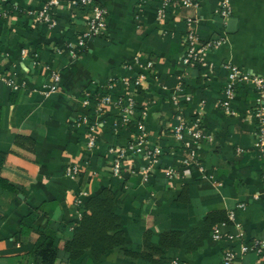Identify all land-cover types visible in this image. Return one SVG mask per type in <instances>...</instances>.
Instances as JSON below:
<instances>
[{"label": "crops", "instance_id": "1", "mask_svg": "<svg viewBox=\"0 0 264 264\" xmlns=\"http://www.w3.org/2000/svg\"><path fill=\"white\" fill-rule=\"evenodd\" d=\"M49 1L0 0V150H17L7 169L21 186L16 195L0 190V264H35L29 238L17 234L24 217L36 210V231L49 226L63 247L72 231L67 225L78 216L75 199L84 203L103 187L116 194L126 234L124 248L98 263L88 255L70 259L61 249L56 264H150L125 253L143 249L148 227L182 231L178 246L166 253L171 263L223 264L225 251L233 249L236 264H264L257 251L241 250L242 244L264 240V159L255 146L254 84H239L235 114L216 105L227 80L225 64L264 77V0H231L227 20L218 15V0H196L198 5L174 7L163 22L156 20L158 0H92L108 8L106 31L90 38L76 59L70 57L67 43L86 31L91 6L57 0L58 25L46 28L38 12ZM189 16L199 20L204 39L222 38L223 43L205 52L200 63L184 66L183 36ZM149 61L153 67L144 69ZM52 70L60 81L58 90L49 92ZM138 74L146 76L144 85L127 91H135L137 115L147 128L144 151L158 148L159 159L154 164L145 152L132 154L118 179L111 174L108 148L128 146L134 125L116 133L111 122L117 110L108 109L103 118L90 115L97 122V143L89 150L86 130L75 127V122L89 114L82 104L85 92L107 90L112 77ZM6 77L14 78L20 89L9 86ZM173 94L179 96V105ZM179 111L188 120L200 113L201 128L211 136L196 145L204 171L183 162L184 143L172 133ZM18 134L34 138L35 149L16 148ZM68 162L81 167L75 177L66 173ZM150 165L145 181L141 174ZM169 167L174 169L172 177L164 173ZM240 203L245 207L238 210ZM231 209H237L241 226L229 218ZM216 225L225 233L244 235L215 241Z\"/></svg>", "mask_w": 264, "mask_h": 264}, {"label": "built area", "instance_id": "2", "mask_svg": "<svg viewBox=\"0 0 264 264\" xmlns=\"http://www.w3.org/2000/svg\"><path fill=\"white\" fill-rule=\"evenodd\" d=\"M72 5H90L91 16L87 22V29L84 31L77 40L67 43V48L71 58L76 59L82 56L83 51L86 48L87 41L97 35H102L106 31L108 8L103 5L94 4L92 0H72ZM56 4L57 0L49 1L41 11L38 12V19L46 24L48 28H54L58 25V19L56 17ZM178 5L192 6L198 5L196 0H161L160 5L156 8V20L163 22L169 15V10L177 7ZM218 15L227 20L232 15V3L231 0H218ZM199 20L191 16L186 18V32L183 36V42L185 45V52L183 55V65L192 66L202 61L205 52L212 48H216L223 43L222 38H209L204 39L198 28ZM227 69V80L223 89V95L216 102V105L228 114H235L236 111L233 107V103L238 96L239 84L242 82H252L255 86L256 100L258 102L257 107L254 110V115L257 121V128L255 132L256 136V149L259 151L260 156L264 159V77L259 75H253L244 72L241 67L233 63H227L224 65ZM153 67V62L149 61L144 66V69H150ZM1 75V74H0ZM51 77L53 82L48 85V91L54 92L58 90V82L60 81V75L56 71L52 70ZM146 76L144 74H138L135 78L130 76H115L109 79L107 83V93L97 99L95 103H92V91L85 92L82 98L83 106L88 110L89 114L80 116L76 122V127H86V148L89 150L94 149L96 146V129L97 122L92 120L90 115H97L103 118L108 109L117 110V115L111 122L114 132H119L124 129H129L134 125V134L132 140L126 147H119L114 144L108 148V153L111 156V174L121 179L123 177L124 162L130 158L132 154L145 152V156L152 163H158V148L145 150L147 142V128L144 120L137 115V101L134 97V92H128L127 89L131 87L139 88L144 85ZM6 82L14 90H19L21 85L16 82L12 77H6ZM121 84V87L118 86ZM181 88V85H178ZM136 94V93H135ZM191 99L190 96L186 97V101ZM172 100L175 104H180V98L177 94H173ZM201 104L200 108H203ZM136 118V119H135ZM135 119V120H134ZM176 123L173 127L172 133L175 138L183 141L184 146L183 162L187 164L196 165L201 171H204L203 166L198 161L196 145L201 140H207L210 135H206L201 128L202 119L200 113L192 120H188L183 111H179L175 117ZM191 135L190 140L185 139V135ZM152 166L146 167L143 171L142 178L147 181L149 179ZM81 172V167L78 163L69 162L67 165V175L75 177ZM164 173L167 177H172L174 169L172 167L166 168ZM82 199L77 197L74 201L77 215H81L80 206ZM237 209L245 207V203L237 205ZM237 209H231L228 211V216L231 220L235 221L238 226L241 223L238 222ZM244 233L241 231L234 235L231 233L223 232L218 225L214 226L212 231V238L215 241L223 240H235L241 238ZM242 252L257 251L264 256V240H253L247 244L241 245ZM237 254L233 249H228L223 255V264H236ZM173 264H182L180 261L175 260Z\"/></svg>", "mask_w": 264, "mask_h": 264}, {"label": "trees", "instance_id": "3", "mask_svg": "<svg viewBox=\"0 0 264 264\" xmlns=\"http://www.w3.org/2000/svg\"><path fill=\"white\" fill-rule=\"evenodd\" d=\"M158 3L160 5L161 0H158ZM80 6L85 7L82 4ZM43 26L48 28L46 24ZM92 93V103H95L99 97L107 93V90ZM78 129L86 130L87 128L82 126ZM15 144L18 149L34 150L36 141L30 136L18 134ZM16 151L0 150V190L13 195L21 190V186L13 180L12 172L7 169V164H11L9 159L16 155ZM116 199V194L110 187H103L97 193L87 197L80 206L81 215L76 216L67 225V228H71L72 231L63 243V247H60L58 243L57 232L49 226L36 231L35 220L37 221L38 210L24 217L17 237L29 238L27 246L29 253L35 258V264H56L61 249L70 259L76 260L88 255L98 263L105 255L116 249H123L126 244V234L120 223ZM73 209L75 211V208ZM223 219L227 218L223 217ZM210 221L218 220L212 218ZM67 228L62 226L61 229L66 231ZM181 236V230L157 232L148 227L145 232L143 249L140 251L126 250L125 253L135 259L142 258L150 264H173L171 259L166 257V253L178 246Z\"/></svg>", "mask_w": 264, "mask_h": 264}]
</instances>
